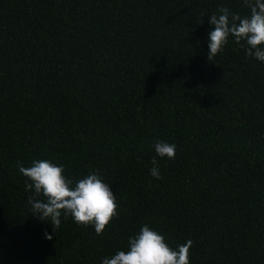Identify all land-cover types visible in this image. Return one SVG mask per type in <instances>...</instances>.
I'll list each match as a JSON object with an SVG mask.
<instances>
[{"label":"trees","instance_id":"16d2710c","mask_svg":"<svg viewBox=\"0 0 264 264\" xmlns=\"http://www.w3.org/2000/svg\"><path fill=\"white\" fill-rule=\"evenodd\" d=\"M221 6L250 14L243 0H0V264H101L145 225L173 249L191 239L190 264H264V63L231 37L208 61ZM41 159L110 185L102 235L32 215L17 163Z\"/></svg>","mask_w":264,"mask_h":264},{"label":"clouds","instance_id":"9594fccd","mask_svg":"<svg viewBox=\"0 0 264 264\" xmlns=\"http://www.w3.org/2000/svg\"><path fill=\"white\" fill-rule=\"evenodd\" d=\"M250 14L241 16L221 6L218 14L209 17L214 30L208 34L209 62L222 53L229 37L245 48L246 56L264 63V0H243ZM203 21L201 22V24ZM155 152L160 158H175L176 144L157 141ZM150 175L161 179L158 162L154 157ZM19 172L25 178V188L32 193L28 197L32 215L52 225L53 231L61 225V217L80 227H93L96 235H102L106 227L118 215L116 195L101 175L92 172L79 180L66 178L63 165L47 159L34 160L25 167L18 162ZM48 240L52 235L45 233ZM191 239L173 249L157 231L145 225L128 238L127 250L117 251L102 259L101 264H190Z\"/></svg>","mask_w":264,"mask_h":264}]
</instances>
